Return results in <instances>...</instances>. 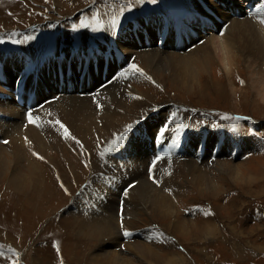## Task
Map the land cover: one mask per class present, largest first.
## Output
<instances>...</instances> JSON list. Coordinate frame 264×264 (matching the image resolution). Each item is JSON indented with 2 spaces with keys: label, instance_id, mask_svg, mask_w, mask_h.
<instances>
[{
  "label": "rangeland",
  "instance_id": "1",
  "mask_svg": "<svg viewBox=\"0 0 264 264\" xmlns=\"http://www.w3.org/2000/svg\"><path fill=\"white\" fill-rule=\"evenodd\" d=\"M231 1L232 5L230 0H218V3L236 8L241 14L239 18L246 16L245 12L251 13L252 0ZM245 1L250 7L244 4ZM190 2L0 0V58L13 55V62H21L22 53L25 55L40 49L49 50L50 54L56 50L59 57L62 54L58 61L69 70L67 75L75 74L82 80L95 75L97 84L103 83L99 79H107L103 77L107 67H115L112 81L135 65L140 71L134 69V79L126 82L133 81L131 95L138 90L143 92V99L139 100L131 118L128 117L130 121L122 123L120 130L108 135L109 139L97 129L96 123L94 131L81 130L79 139H73L74 134L57 132L53 126L39 129L30 123L29 114L43 108L46 100L57 98L55 92H50L45 85V96L37 102L15 104L26 108L24 121L19 117L18 122L23 128L28 126L37 130L42 139L37 138L39 142H34L26 134L14 138L11 133L0 129V252L3 253L0 264H264V88L263 83L258 84L257 77L251 75L249 66L256 56L234 49L230 53V68L225 70L223 52L218 56L205 51L206 40L211 35L231 42V34L226 36L219 32L216 22L225 29L232 19H239L231 16L227 22L213 17L212 13L199 18L200 22H189L191 30L186 36L180 30L181 46H173L172 30L160 18L167 12L187 17L192 13ZM212 3L208 0V4ZM114 20L117 21L115 25ZM154 24L158 27L153 28ZM191 37L196 38L193 40ZM195 41L201 43L197 45ZM119 43L128 50L137 48L141 56L144 50L156 47L168 56L163 65L145 69L138 56L136 58L138 52L125 54ZM202 45L203 49H197ZM79 52L91 53L89 59L83 56L73 59V55ZM16 68L13 66L11 72L7 71V80L0 79V99L3 103L8 99L6 104L13 106L12 91L15 95L21 83L26 82ZM0 70L3 72L2 67ZM58 70L59 66L57 71L51 68L43 71L49 80L53 71L54 81L50 83L55 82L59 90L56 83L58 74L61 77L65 74ZM144 77L148 78V84L143 81ZM4 82L7 84L3 85ZM87 87L88 95L94 96L100 91L98 88L96 93L93 92L95 89L90 88L89 82ZM85 95L88 96L87 93ZM125 97L128 100L133 96ZM3 103L0 105L5 106ZM28 106L30 108L27 109ZM224 116L233 119H224ZM174 117L177 122L173 127H179V130L161 139ZM2 118L3 114L0 115ZM253 118L260 122L255 123ZM90 122H93L92 118L87 123ZM6 128L4 126L3 129ZM122 134L123 140L120 141L118 138ZM113 141H118L119 146L116 147ZM135 142L141 148H149L150 162L144 156L136 155ZM237 143L242 148L239 152H236ZM19 147L21 156L15 164V148ZM72 150H76L75 153ZM177 155L181 158L172 159L177 161V166L182 158L196 156L197 166L202 172L194 174L185 169L173 172L171 176L176 187H164L157 177L159 173L155 175L154 166L161 159ZM108 159L121 162L125 175L138 168L143 179L150 183L139 185L140 180L131 182L132 178L127 180L124 175L118 184H113L111 179L114 181L119 174L114 166L95 169ZM216 160L221 165L230 163L231 168L238 167V171L234 172L228 166L214 171L212 164ZM34 164L37 166L35 169ZM199 176L201 184L194 180ZM16 177L23 178L17 186L12 182ZM133 186L134 190L129 193ZM140 191L144 194L137 197ZM149 198L154 202L159 199V209L153 210L155 203L149 204ZM135 201L136 207H133ZM74 216L109 218L111 233L106 238L88 241L85 232L77 233L78 221ZM204 226L209 230L204 232ZM125 231L131 235L125 236Z\"/></svg>",
  "mask_w": 264,
  "mask_h": 264
},
{
  "label": "bare ground",
  "instance_id": "2",
  "mask_svg": "<svg viewBox=\"0 0 264 264\" xmlns=\"http://www.w3.org/2000/svg\"><path fill=\"white\" fill-rule=\"evenodd\" d=\"M212 2H213L212 5H210V4H208V0H205V1L203 0V1H200V2L199 1H196V0H191V2H190V8L192 9V13L191 14L188 13L190 16L188 15L187 17H183V15L182 14H179V13H173V12H169L168 13L167 12L166 15H164V16H162L160 18L163 21V23L166 24V26L168 27V29L169 30H172L173 38H172V41L171 42L173 43V46L174 45L175 46L176 45H180L179 44V38H180V35L181 34L176 33L175 30L180 29L181 30V33L182 34H185V36H186V34H188V32L191 30L189 28V24H190L189 22H194V21H199L200 22V19H202V17H204V16H208L209 13H212V16L213 17L216 16L218 19L220 18L221 20H225L227 22H228L229 17H231V16H235L237 18H239L241 16V14L235 10L236 8L235 9H232L231 7H229V6L227 7L225 5H223L224 6L223 7L220 3H218V0H212ZM231 2H233V1L230 0V4H231ZM245 2H244V4L247 6L248 3L247 2L245 3ZM248 2H250V1H248ZM252 2H253V6H256V3H259V7H257L256 11H254V14L253 15H250V14H248V13L245 12L244 15H246V16H243L242 18H239V19H243V21H239V19L237 20L236 18L235 19H232L228 23V25H227V27L225 29H224V27L221 24L219 25V22H216L215 23V27L217 25L219 26V32H221L223 34L225 33L226 36H227V34H231L230 35V38H229V41H231V42H227L226 40L219 39V38H216L215 36H212L211 35L206 40L208 45L206 46L207 49H205V51H209L210 52V55L216 54L218 56H219L220 53L223 52L222 55L225 57L224 60L226 61L225 62L223 60V62L225 64V66H224L225 67V70H228L230 68L229 67L230 66V61H232L231 60L230 53L234 49H236L237 51L245 52V53L247 52L248 54H250V55H252L254 57L256 56V60H254L253 62L250 61V65L249 66L252 68V74L251 75L256 76L257 77V83L259 84L260 82H262L263 83L262 86L264 88V23H261L260 22V20L262 18H264V0H252ZM209 6L211 7V9H209ZM248 7H250V6L248 5ZM213 8H215V9H213ZM214 11H217L219 13H222L221 16L218 15ZM252 11H253V8H252ZM218 19L216 21H219ZM211 22H213V21L211 20ZM88 23H90V22H88ZM94 24H95V22H94ZM91 25H93V24H91ZM154 26L158 27L157 24L156 25L154 24L152 27L154 28ZM212 27H214L213 26V23H212ZM216 34H218V32L217 33L215 32V35ZM223 34L221 36H223ZM191 38L194 40L196 37H191ZM195 42H197V41H195ZM199 43H201V41H198L197 42V45ZM131 44H133V43H131ZM166 44H168V42H166ZM119 46L122 48V50H124V53L125 54L138 52V54L136 55V58L138 56V60L139 61L141 60L140 63H142L144 65L145 69L146 68H150V66L153 67L154 65L155 66H157V65H163V63L165 62V60H166V58L168 56L167 54H164V52H162L161 50H159L157 47L154 50L153 49L150 50L151 48L149 50H144L145 52L141 56V54L139 53V50L137 48H134V49H131V50L129 49L128 50V48L126 46L122 45L121 43H119ZM174 48L176 49V47H174ZM192 48H191V50H192ZM203 48H204V45L198 47L197 49H203ZM195 49H196V47H195ZM48 51L47 50L44 51V50H40V49H34V50H31L30 52H26L25 55H24V53H22L21 58H20L21 59V62L19 60H15L13 62V60H14V58H12V57H14L13 55L12 56H9V57L8 56H5L3 58H0V65H1L0 68L2 67V69H3V72L0 70V79L1 80H3V79H6L7 80V74L6 73H7V71L8 72H11V69H13V66H16L17 67L16 69L19 72L21 71L20 73H22L23 77H25L24 80H26L25 83L24 82L21 83L20 89H17L19 93H17V94L14 95V91H12V97L14 98L13 100H15V101H13L15 107L12 104L11 105H9L8 103L6 104L7 101L9 102L8 99L4 103H3V99L2 98L0 99V102H2L3 104H5V106L4 105H0V113L3 114V118L0 119V129H1V131H4L5 133H11V136L12 137L14 136V138H18V137H21L23 134L24 135L26 134L30 139L33 138L34 139V142H39V140L37 139V138H40L39 137V132H37V130H35L33 128H30L28 126H26V128H23L24 126L22 124H20L18 122V120H17V119H19V117H21V120L24 121V119H25L24 118V113L26 111V108H23V107L19 108L15 104H17V105H20L19 103H24V104H29L30 103V104H33V103L37 102L39 99H41L42 97L45 96V93H44V90L43 89H45L46 86L48 87V89H49L50 92H55V96H57V98L55 97V98H51V99L46 100L44 103H47V104H45L43 108H41L40 110H37V111H35V112L32 113L31 118L34 121V124H36L39 129L40 128L41 129H46L47 127L53 126L54 128L57 129V132L58 131L59 132L62 131L64 135H67V134L68 135L69 134L73 135L74 134L73 137H76L77 139H79L80 136L78 134H80L81 137H82L81 130L87 128V131H89L91 129H93V131H94V128H96V124H97V126L99 127V128L97 127V129L100 130V131H102V134L105 133V135H107L106 138H108V135H110L113 131L120 130L122 123H126L127 121L128 122L130 121L129 120L131 118L130 116H132V114H134L136 105L139 103V100L140 99H143L142 98L143 97V95H142L143 92L141 90L140 91L138 90L139 87L137 89L138 91H135V94H133V95L130 94V93L133 92V90L131 88V84L133 83V81H131L130 83H129V81L128 82H126V81L128 79H130V78H133L134 79V76L135 75L133 76V74H134L135 71H134V69L132 67H130L125 72H123L124 73V76L123 77L120 74L115 79H113L111 81L112 76H113L112 74L114 72L113 68H115V67H113L111 65L109 68L107 67V70H106L105 75H104L105 77H107V79L106 78L105 79H99L100 81H103V83L97 84L98 83L97 82V77L95 75H91V77H89V78H84V80L80 79L79 76L78 75H75V74H74L75 76L74 75H67V72H69V70L66 69V68H64L63 62H62V64L59 65V61H58V59L62 57V54L59 57L58 54H60V53L58 51H56V50L55 51H52L50 54L48 53ZM90 54L91 53H88L87 54L85 52H79V53L73 55L74 56L73 59H76L77 57H80V56H83L84 58H88V56ZM2 56H4V55H2ZM27 56H29V58H27ZM69 58H67L66 60H69ZM22 61H23V63H22ZM60 61H62V60H60ZM5 63L7 64V69L5 68ZM19 64H21L20 67H18ZM57 66H59L60 71L64 72V74H65V75H63V77H61L62 79H58L56 81V83L59 86V90L60 91L58 90L57 86H55V82L53 84L50 83V82L54 81L53 71H51V76L52 77L50 76V80L46 78L47 76L45 77V71H43L45 68H51L52 70L57 71ZM257 67H259V68L256 69ZM5 69H6V71H5ZM19 74H17V78H18ZM100 78H101V75H100ZM135 80H137V78H135ZM138 80H140V79H138ZM143 81L144 82L146 81L147 82L146 84H148V82H149L147 77H146V79L144 77ZM87 82H89L90 88L95 89L93 91L95 93H96V91H97L98 88H100V87L108 84L109 82L110 83L107 86H105L104 88L100 89V91H98L96 94L94 93L95 95L93 94L94 96H92V95H88ZM6 84L7 83L4 82L3 85H6ZM0 85H2V84L0 83ZM44 85H45V87H44ZM141 86H142V84H141ZM80 87L82 88L81 91H80ZM134 87H136V86H134ZM144 88H147V86L144 87ZM21 89H23L22 94H20ZM45 90H47V89H45ZM147 91H149V90H147ZM81 92L82 93H85V94L87 93L88 96H86L85 94H80ZM127 95L129 97H132L133 96L132 99L126 100L127 98L125 96H127ZM81 98H84V99H81ZM143 104H145V103H143ZM35 105H39V104L36 103ZM140 105H141V103H140ZM28 108H30V107L28 106L27 109ZM170 110H172V109H170ZM135 114H137V113H135ZM162 116H164V115H162ZM6 117H7V120H4ZM128 117H130V118L128 119ZM168 117H170V114H168ZM91 118H92L93 122H90L88 124L87 122L88 121H91ZM176 119L174 117V119L171 121V123L166 128V130L164 132V135H162L161 139H164L165 138V135H167V134H170L171 135L173 132L179 130V127L178 128H176V127L174 128L173 127L174 124H176V122H177ZM254 120H255V123L260 122L258 119H254ZM57 121H59V123H56ZM137 121H139V120H137ZM61 124L64 125V128H66L68 130L67 134L65 133L64 128H61L60 127ZM140 125H142V124H140ZM4 126H7L6 130L3 129ZM23 129H24V131H23ZM29 129L32 130V132ZM26 130H29V131H26ZM92 133H94V132H92ZM83 134H85V133H83ZM97 134H99V133H97ZM42 135L45 136V134H42ZM57 135H59V134L57 133ZM61 137H64V136H61ZM40 139H42V138H40ZM57 139L55 141H57ZM89 139H90V137H89ZM124 140H125V138H124ZM61 142H63V141H61ZM75 142L76 141H74V143ZM58 143H59V141H58ZM48 144H50V143H48ZM135 144L136 145L134 147V151L136 152V155L137 156H141V157L144 156V158H146V160L150 162V160H148L149 159V153L147 151L149 148L148 147L141 148L138 145V143L135 142ZM228 144L230 145V143H228ZM70 145H71V143H70ZM153 146H152V148H153ZM74 147H76V146H74ZM41 148H43V147H41ZM20 149H21L20 147L19 148H15V155H17V156H14V160H15L14 162H15V164L17 163V160L21 156V154H19ZM240 149H242V148L238 144V148H237V151L236 152H239ZM63 151H62V153H63ZM75 151L76 150H74L73 153H75ZM116 151H119V149L116 150ZM42 153H44V152H42ZM70 153H71V151H70ZM88 153H89V151H88ZM63 154L65 155V153H63ZM67 154H69V153L67 152ZM37 155L38 154H36L35 157ZM56 155H57V153H56ZM106 156H108V155H106ZM52 157H54V156H52ZM84 157H86V156H84ZM90 157H91V155H90ZM150 157H152L151 154H150ZM179 157H180V155L172 156V157H166L164 159L159 160L155 164V166H154V168H155V175H157L159 173V176H157V177H160V179L164 183V187H169V188L170 187H172V188L176 187V182L172 180V176H171V174L173 172H177L179 170L185 169V170L192 171L194 174H201L202 171L199 169V166H197L198 165V160H195L196 159V156L193 155V157L191 156L189 159H183L182 158L181 159V163L179 164L180 167H179V165L177 166V164H178L177 161L172 160V159H176V158L179 159ZM187 157H189L188 154H187ZM116 159L115 160H113V159L112 160H109L108 159L107 162L101 163L100 165L98 164V166H97L98 168L97 167L95 168V169H110V166H114L116 168V171H119V174L116 175L117 176L116 178L113 177V176H111V178H113V179L115 178L114 181L111 179V182H113V184H118L120 182V180L122 179V176L125 175L124 173H122L123 168L120 165L121 162L119 163ZM43 160H45V159H43ZM64 160H65V158H64ZM67 161H69V160H67ZM73 162H74V160H73ZM217 162L218 161L216 160V161H214L215 164H212L213 165L212 166V168H213L212 170H214V171L223 170L222 168L223 167H226V166L230 167L231 170H235L234 172H237L238 171V167L231 168V164L230 163H227V162L225 163L224 162L221 165V163H217ZM87 164H88V161H87ZM42 165H44V164H42ZM132 165L134 167L136 166L134 164H132ZM141 165L142 164H140V166ZM58 166H60V165H58ZM144 166H146V165H144ZM33 167L35 169L37 166L34 164ZM72 167H73V165H72ZM45 168H47L46 165H45ZM207 169H209V168H207ZM75 170H77V169H75ZM57 171H58V169H57ZM72 171H73V169H72ZM204 171L205 172H209L207 170H204ZM91 172H93V171H91ZM130 172H131V174L124 176L125 179H127V178L131 179L132 178L131 179V182L133 180H137L138 179L141 182V183H139V185H142V183L143 184H149L150 183V181L147 182L148 179H143V176L140 175L141 173H140V170L138 168L137 169H134V170H131ZM63 173L65 174V172H63ZM31 174L32 173H30V175ZM108 174L111 175V171L110 170L108 171ZM21 176H23V175H21ZM59 176H60V174H59ZM23 177H27V176H23ZM170 177H171V179H170ZM57 178H58V176H57ZM64 178L67 179L68 177H65L64 176ZM199 178H200V176L199 177H196V179H194V180L196 181V183L201 184V181L199 180ZM107 179H109V178H107ZM13 180L14 181H12V182L15 183L16 186H17L18 182H20V181L22 182L23 178L22 177H16ZM75 184H76V182H75ZM134 186L131 187L130 190H128L129 193L132 191L131 189L134 190ZM65 187H67V185ZM139 193L140 194H137L136 193L137 194V197L143 195L144 194V191H140ZM124 197H126V196L124 195ZM141 198L142 197H140V201H141ZM148 201H149L148 202L149 204H152L154 202L152 198H149ZM154 203H155V206H154L153 210L155 209V211H156L157 209H159L158 208V206L160 205L159 199H156V201ZM107 206H110V205H107ZM115 207H117V205ZM133 207H136V201L134 202ZM117 211H118V209H117ZM108 216H109V213H108ZM116 216H117V213H116ZM74 220L78 221V223H76L77 224V227H78L77 233H80V232L83 233V232H85L86 233V236L88 238V241H91V240L96 241L98 239L106 238L108 235H110L111 230H112V228H111L112 224H111L109 218L107 219L105 217H100L99 219H95L93 216L91 218H81V217L74 216ZM202 230L204 232H206V231L209 230V228L206 227V226H204V228ZM106 240H109V239H106ZM88 241L86 240V242H88ZM111 256H112L113 259H116V256L115 255H111ZM101 259H106V258L105 257H101ZM169 261L171 262V260H169Z\"/></svg>",
  "mask_w": 264,
  "mask_h": 264
},
{
  "label": "snow or ice",
  "instance_id": "3",
  "mask_svg": "<svg viewBox=\"0 0 264 264\" xmlns=\"http://www.w3.org/2000/svg\"><path fill=\"white\" fill-rule=\"evenodd\" d=\"M153 2H155V0H153ZM260 22H261V23H264V18H262V19L260 20ZM116 23H117V21L114 20V21H113V25H115ZM130 67H132L133 69H135V71H140L139 69L136 68L135 65H131ZM121 76L123 77V76H124V73H121ZM223 118H224V119H233L232 117H229V116H224ZM235 119H240V118L237 117V118H235ZM29 122H30V123H34V121H33L32 118H31V114H29ZM56 123H59V121H57ZM60 127H61V128H64V125L61 124ZM129 128H131V126H129ZM64 131H65V133L67 134L68 130H67L66 128H64ZM123 135H124V134H122V135L118 138L120 141L123 140ZM73 139H74V137H73ZM5 143H7V142L5 141ZM113 144H114L116 147L119 146L118 141H113ZM40 158L43 159L42 157H40ZM153 163H155V161H154ZM126 194H127V193H125V195H126ZM205 214H207V213H205ZM124 235H125V236H130L131 233L128 232V231H125V232H124ZM0 255H3V253L0 252Z\"/></svg>",
  "mask_w": 264,
  "mask_h": 264
}]
</instances>
